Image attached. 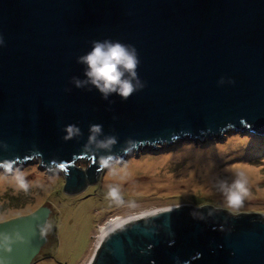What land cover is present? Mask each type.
Returning <instances> with one entry per match:
<instances>
[{"label": "water", "instance_id": "1", "mask_svg": "<svg viewBox=\"0 0 264 264\" xmlns=\"http://www.w3.org/2000/svg\"><path fill=\"white\" fill-rule=\"evenodd\" d=\"M94 41L135 48L126 100L105 98L85 75L78 58ZM69 125L79 131L66 139ZM231 128L264 133V0H0V161L37 160L78 193L102 159ZM212 208L132 221L91 264H264V219ZM50 213L0 222L11 238L8 250L0 235V264H33Z\"/></svg>", "mask_w": 264, "mask_h": 264}, {"label": "rangeland", "instance_id": "2", "mask_svg": "<svg viewBox=\"0 0 264 264\" xmlns=\"http://www.w3.org/2000/svg\"><path fill=\"white\" fill-rule=\"evenodd\" d=\"M187 147L199 153L207 152L213 158H217L222 149L235 153L224 154L209 187L211 183L199 158L183 153L182 150ZM160 159L163 161L156 162ZM143 161L154 163L155 168L145 170L140 167ZM76 163L85 170L88 161L78 160ZM241 163L248 164L253 173L246 177L248 195L233 211L226 205L221 182L225 186L230 185L233 182L231 167ZM128 166L134 169L130 178L136 181L163 177L167 179L166 186L171 187L164 188L162 182L153 189L131 190L125 172ZM17 169L25 174L29 183L26 192L15 185L14 172ZM111 174H118L113 176L119 183L111 181L114 179H111ZM109 187L118 188L122 202L107 196ZM218 190L223 196L218 194ZM40 206L51 210L47 222L51 227L33 264H88L94 252V235L99 227L108 219L126 217L133 212L141 214L183 206L199 210L211 206L212 210H226L234 216L250 214L264 219V133L249 128H231L218 137L183 138L169 145L156 144L154 147L144 145L133 150L123 161L108 164L98 173L95 181L87 182L78 193L67 192L54 173L43 168L37 160L27 161L24 165L16 164L12 173L0 169V222L28 214Z\"/></svg>", "mask_w": 264, "mask_h": 264}, {"label": "clouds", "instance_id": "3", "mask_svg": "<svg viewBox=\"0 0 264 264\" xmlns=\"http://www.w3.org/2000/svg\"><path fill=\"white\" fill-rule=\"evenodd\" d=\"M78 60L87 65L85 75L89 81L95 85L105 98L110 93H117L122 99H127L135 90L136 87L129 80L124 78V71L126 70L132 77L136 76L135 69L139 63L136 56L135 48L129 50V46L120 42L112 41H94L93 48L87 54L78 58ZM77 87L81 86V82L76 80ZM142 87V85H141ZM100 125H92L91 131L93 133L100 131ZM78 132L73 125L67 127L68 136L70 138L73 132ZM108 143H115V138L110 137ZM101 170L107 167L109 164L108 159L101 160ZM0 168L5 173H12L15 165L11 161H0ZM15 185L19 190L27 191L29 189V183L26 180L25 174L20 170L14 172ZM246 177L241 172L234 174V180L230 185L225 186L224 182H221V189L225 192V201L229 209L235 211L241 206L243 198L248 195L246 188ZM107 196L116 200L118 203L122 202L119 196V190L116 187H109ZM40 228V235L46 236L50 224H44L38 226ZM3 237V246L10 249V237L6 234H0ZM16 239H23L19 234L16 235Z\"/></svg>", "mask_w": 264, "mask_h": 264}, {"label": "bare ground", "instance_id": "4", "mask_svg": "<svg viewBox=\"0 0 264 264\" xmlns=\"http://www.w3.org/2000/svg\"><path fill=\"white\" fill-rule=\"evenodd\" d=\"M184 154H191V157H195V158H199V163L201 164L202 168L204 170H206L205 172L208 175V179L211 183V181L216 177V173H217V167H218V162L222 161L224 158V154L225 155H232L235 153V151H231V150H221L219 151L217 158H213L210 157L209 155H207V152H203V153H199L195 150H192L190 147H187L185 149L182 150ZM226 151V152H225ZM233 157V156H232ZM234 158V157H233ZM237 159V158H235ZM163 159H160L159 161L156 160V162H162ZM133 166V165H132ZM148 168H147V167ZM134 167H137V164H134ZM140 167H143L145 170L148 169L149 171L153 168H155V164L154 163H147L145 161H143L140 164ZM232 169V175H233V180H234V174L236 172H243L245 174V177L249 176L250 174L253 173V170L251 167H249L248 164L245 163H241L239 165H234L231 167ZM126 175L128 176V184H129V188L131 190H149V189H153L156 188V186H159L162 182H163V186L164 188L168 189L171 186L167 185L166 186V182L167 179L163 178V177H153L152 179L149 180H144V181H136L134 178H130V176L132 174H134V169L132 170L129 166L125 169ZM118 175V174H111V179L114 178ZM114 183H119V180H117V178H114L113 180ZM212 186V183L209 185V187ZM218 194L223 196V194L221 193L220 190H218ZM162 210H168L166 209H156L155 211L152 212H148V211H144L143 213L139 214V213H130L128 216L124 217V216H118L112 219H108L104 225H101L99 227V229L97 230V232L95 233L94 237H95V242H94V252L93 256L95 258L94 253L96 254L98 248L101 246V244L104 242V240L107 238V236H109L111 233L115 232L116 230L120 229L121 227L125 226L128 223H131L132 221L135 220H139V219H143V218H147L149 216H152L153 214H156ZM96 250V251H95ZM93 256L90 258L89 263L91 264L92 261L94 260ZM87 264V263H85Z\"/></svg>", "mask_w": 264, "mask_h": 264}, {"label": "snow or ice", "instance_id": "5", "mask_svg": "<svg viewBox=\"0 0 264 264\" xmlns=\"http://www.w3.org/2000/svg\"><path fill=\"white\" fill-rule=\"evenodd\" d=\"M61 167H63V165Z\"/></svg>", "mask_w": 264, "mask_h": 264}]
</instances>
